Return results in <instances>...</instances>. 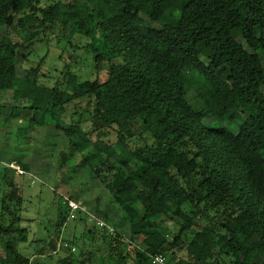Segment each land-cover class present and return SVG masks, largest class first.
<instances>
[{"label":"trees","instance_id":"1","mask_svg":"<svg viewBox=\"0 0 264 264\" xmlns=\"http://www.w3.org/2000/svg\"><path fill=\"white\" fill-rule=\"evenodd\" d=\"M87 27L92 78L71 64L48 87L40 65L18 76V58L27 62L35 42L55 33L79 49L72 40ZM9 92L33 93L10 109L9 121L28 120L19 135L61 131L69 143L61 167L79 153L105 185L96 216L110 224L119 207L113 232L88 229L82 247L39 242L35 257L94 264L90 243L102 232L111 264L155 255L167 264H264V0H0V100ZM114 126L118 141L108 144ZM135 138L143 145L132 148ZM18 162L25 175L0 170V264H50L19 249L31 172Z\"/></svg>","mask_w":264,"mask_h":264},{"label":"rangeland","instance_id":"2","mask_svg":"<svg viewBox=\"0 0 264 264\" xmlns=\"http://www.w3.org/2000/svg\"><path fill=\"white\" fill-rule=\"evenodd\" d=\"M53 1L51 0V2ZM91 31L92 28L87 27L83 34L74 36L72 44H79V49L72 48L66 41L57 42L55 33L48 34L43 43L35 42L27 62L18 58V76L23 78L26 69L40 65L47 76V78L40 79L41 86L48 87L60 80L62 70L67 64H71L74 65L72 70L82 80L92 78L94 76L93 59L82 48L83 45L90 42ZM18 35L14 34V39H19ZM202 53V60L208 64L211 52L204 49ZM73 60L78 61V64H75ZM104 75L105 71L101 73L102 77ZM32 95V92H22L17 100L13 99L11 92L1 95L0 170L1 167H5L9 163L19 164L18 161L30 167L33 176L25 179V202L21 212L22 227L26 231L28 242L19 244V249L22 254L31 258L32 263L37 261L53 264L60 253L50 258L35 257L36 243L54 241L60 245L61 243H75L82 247L86 242L85 239H88L83 238L84 233L88 229L96 227L95 223L89 220L85 211L77 210L70 213L71 209L68 207L66 198L73 197L74 201L83 209L95 214L97 205L102 210L106 208L108 192L101 180L92 175L89 166L82 163L83 157L79 153L74 154L69 162L61 167V152L69 153L68 140L61 131L47 126L44 128L30 127L27 132L29 138L17 133V129L28 127V120L9 121L10 109L14 105H24ZM194 97L195 93L190 92L187 99L192 103ZM212 121V119H206L205 122L209 125L212 124ZM215 126L220 127L223 124L215 123ZM226 126L228 127V125ZM233 127V125L230 126V128ZM107 133L104 140L108 144L118 141L116 126L109 129ZM91 138L96 139L95 135H92ZM128 143L134 148L143 145V140L135 138ZM8 174L12 176L13 173L8 172ZM73 215L74 217H72ZM119 218V207L113 204L110 209L109 225L113 226ZM63 223L65 224L62 227ZM126 226H128L127 223ZM100 234L102 232L95 237L94 241L88 242L92 245L94 264H111L109 245L103 242ZM124 236L125 243L130 247L132 244L128 235L125 233ZM140 251L143 252L142 249ZM144 264L153 263L149 257L145 256Z\"/></svg>","mask_w":264,"mask_h":264},{"label":"built area","instance_id":"3","mask_svg":"<svg viewBox=\"0 0 264 264\" xmlns=\"http://www.w3.org/2000/svg\"><path fill=\"white\" fill-rule=\"evenodd\" d=\"M7 166H9L10 168H12L13 170H15L17 173L25 175L26 171L19 165L16 163H9L7 164ZM29 176H33L31 175V173L29 174ZM35 182V180H33ZM67 203L69 208L71 209V212H75L77 210H82L85 211L86 214L89 217V220L94 222L95 225L99 228H105L108 229L109 231H114L113 228L111 227V225H109L108 223H106L105 221L101 220L100 218H98L95 214H92L90 212H88V210L83 209L77 202H75L74 200H69V198H66ZM74 217V215L72 216ZM60 247V244L58 245V248ZM151 261L153 264H167L166 262V258L163 255H155L153 257H150Z\"/></svg>","mask_w":264,"mask_h":264}]
</instances>
